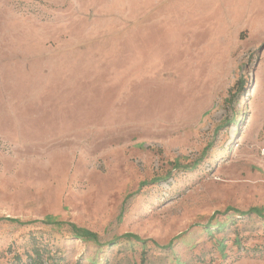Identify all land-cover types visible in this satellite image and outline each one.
Masks as SVG:
<instances>
[{
    "label": "rangeland",
    "instance_id": "374dc122",
    "mask_svg": "<svg viewBox=\"0 0 264 264\" xmlns=\"http://www.w3.org/2000/svg\"><path fill=\"white\" fill-rule=\"evenodd\" d=\"M263 150L264 0H0V264H264Z\"/></svg>",
    "mask_w": 264,
    "mask_h": 264
},
{
    "label": "trees",
    "instance_id": "16d2710c",
    "mask_svg": "<svg viewBox=\"0 0 264 264\" xmlns=\"http://www.w3.org/2000/svg\"><path fill=\"white\" fill-rule=\"evenodd\" d=\"M199 162V161H196ZM173 168H182V169H188V166L185 167H181L180 163L177 161H174L172 163ZM196 166V163H194L192 165V168H194ZM189 168V169H192ZM157 182L156 180H152L149 182V184L155 183ZM148 184V182H143L140 183V187L144 186ZM228 212H232L234 215H237L239 217H245V216H256L258 218L264 219V214L262 212V210L260 208L257 207H253V208H249L246 211H240V210H236L233 209L231 207H228L224 210V212L222 214H227ZM219 212H215L209 222L205 225V230L209 235H212V231L210 228V221L213 220L215 218L216 215H219ZM0 221H9L12 223H18V224H22L20 223V221L18 219H12V218H0ZM33 222H40L43 225H49V226H54V227H61L64 226L67 228V230L69 231L70 235L76 239V240H80L86 244H92L97 251H101L104 247L110 248L112 246L117 245L120 241H126L127 243L132 244H139L141 246V252H140V263L139 264H146V259H147V254L149 252V249L147 248L148 245V241L147 239H142L140 238L138 235L136 234H132V233H125L122 234L120 236H114L111 240L109 241H105V242H101L100 237L97 233L83 228V227H78L73 223L70 222H65V221H58L56 220V218L52 217V216H46L44 217V219L40 220V221H33ZM32 222V223H33ZM224 225V223L222 225H217V230L222 228ZM235 242H238V240H236ZM152 244L155 248L159 249V250H170L172 248V243L169 242L167 245H163L160 246L157 243L152 241ZM220 247L221 249L224 248V245L222 244V242H220ZM60 260V256L58 254V251H51L46 245L44 246H37V245H33L32 249H31V254L27 255V260L26 261H22V258L20 255H15L14 256V263L13 264H60L59 263ZM88 264H101L99 263V261L97 260V257L95 258H87L86 259ZM80 264V263H77Z\"/></svg>",
    "mask_w": 264,
    "mask_h": 264
},
{
    "label": "bare ground",
    "instance_id": "6f19581e",
    "mask_svg": "<svg viewBox=\"0 0 264 264\" xmlns=\"http://www.w3.org/2000/svg\"><path fill=\"white\" fill-rule=\"evenodd\" d=\"M177 53V52H176ZM172 54V53H171ZM167 57H168V55H167ZM170 57V56H169ZM197 57H199V56H197ZM145 60V59H144ZM216 62V61H215ZM143 64H144V62L142 63V65H141V71H143Z\"/></svg>",
    "mask_w": 264,
    "mask_h": 264
},
{
    "label": "built area",
    "instance_id": "2783aa9c",
    "mask_svg": "<svg viewBox=\"0 0 264 264\" xmlns=\"http://www.w3.org/2000/svg\"><path fill=\"white\" fill-rule=\"evenodd\" d=\"M263 155H264V150H263Z\"/></svg>",
    "mask_w": 264,
    "mask_h": 264
}]
</instances>
